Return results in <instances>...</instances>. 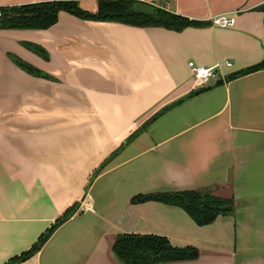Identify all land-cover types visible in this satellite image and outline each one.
Instances as JSON below:
<instances>
[{
	"label": "crops",
	"instance_id": "crops-1",
	"mask_svg": "<svg viewBox=\"0 0 264 264\" xmlns=\"http://www.w3.org/2000/svg\"><path fill=\"white\" fill-rule=\"evenodd\" d=\"M44 1L59 0L0 8ZM60 1L94 12L98 0ZM157 2L196 25L59 11L45 29L0 28V264L72 208L13 264H122L111 250L119 234L197 251L167 264H264V68L226 79L264 60V0ZM220 16L232 24H213ZM188 61L217 64L219 83L189 95L199 87ZM190 189L232 200V211L199 226L177 206L130 202Z\"/></svg>",
	"mask_w": 264,
	"mask_h": 264
},
{
	"label": "trees",
	"instance_id": "trees-1",
	"mask_svg": "<svg viewBox=\"0 0 264 264\" xmlns=\"http://www.w3.org/2000/svg\"><path fill=\"white\" fill-rule=\"evenodd\" d=\"M138 3L135 0H98L94 12L82 10L75 1L60 0L2 7L0 8V28L45 29L56 21V16L59 11H66L83 19L119 22L136 27H162L174 31L196 25V22L164 9L153 8L152 11H148ZM16 62L26 71H31V68L26 64L19 61ZM263 68L264 60L235 71L227 75L226 79L230 80ZM216 83H219V81ZM205 88L207 86L199 87L189 95ZM162 111L163 109L157 111L147 122L156 118ZM99 167L94 171V174L99 170ZM148 200L163 202L181 208L199 226L211 223L220 214L231 212L233 206L232 200L220 198L214 195L211 190L190 189L173 193L152 192L137 194L130 198L131 203ZM73 210L74 208L69 209L55 219L39 235L37 241L26 253L12 259L7 264H13L35 253L53 230L73 213ZM111 250L122 264H167L193 260L197 256V251L192 247H173L166 238L148 234L116 235L111 245Z\"/></svg>",
	"mask_w": 264,
	"mask_h": 264
},
{
	"label": "built area",
	"instance_id": "built-area-1",
	"mask_svg": "<svg viewBox=\"0 0 264 264\" xmlns=\"http://www.w3.org/2000/svg\"><path fill=\"white\" fill-rule=\"evenodd\" d=\"M140 3H144L146 5H150L154 8L166 9L165 5H161L157 2V0H135ZM233 22V19L229 16H220L216 17L212 20V23L221 27L230 26ZM226 66H229V61H224ZM187 66L190 71V75L192 76L193 85L194 86H204L211 82L218 80V73L216 72L217 64L204 67L201 65H196L192 61L187 62Z\"/></svg>",
	"mask_w": 264,
	"mask_h": 264
},
{
	"label": "water",
	"instance_id": "water-1",
	"mask_svg": "<svg viewBox=\"0 0 264 264\" xmlns=\"http://www.w3.org/2000/svg\"><path fill=\"white\" fill-rule=\"evenodd\" d=\"M139 5H141L144 9L148 10V11H152L153 7L150 5H146L144 3H138Z\"/></svg>",
	"mask_w": 264,
	"mask_h": 264
},
{
	"label": "rangeland",
	"instance_id": "rangeland-1",
	"mask_svg": "<svg viewBox=\"0 0 264 264\" xmlns=\"http://www.w3.org/2000/svg\"><path fill=\"white\" fill-rule=\"evenodd\" d=\"M154 8V7H153ZM217 81V80H216ZM215 82V81H214ZM208 85V84H207ZM204 86H206V85H204ZM199 87H202V86H199Z\"/></svg>",
	"mask_w": 264,
	"mask_h": 264
}]
</instances>
